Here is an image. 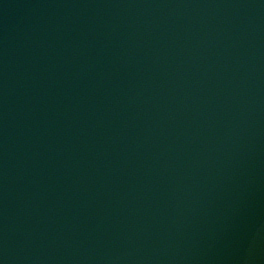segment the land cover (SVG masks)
I'll use <instances>...</instances> for the list:
<instances>
[{
    "label": "water",
    "instance_id": "water-1",
    "mask_svg": "<svg viewBox=\"0 0 264 264\" xmlns=\"http://www.w3.org/2000/svg\"><path fill=\"white\" fill-rule=\"evenodd\" d=\"M263 22L264 0H0V264H112L127 235L142 249L151 193L183 161L199 189L172 184L192 235L228 175L208 144L179 139L223 98L226 71L251 69L234 39H259ZM249 174L239 201L223 199L226 218L249 214L229 233L236 249L202 257L188 240L178 264H264V164ZM137 256L127 264L172 262Z\"/></svg>",
    "mask_w": 264,
    "mask_h": 264
}]
</instances>
